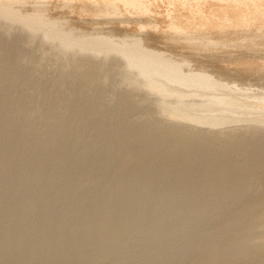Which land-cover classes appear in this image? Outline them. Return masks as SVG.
<instances>
[{"label":"bare ground","instance_id":"6f19581e","mask_svg":"<svg viewBox=\"0 0 264 264\" xmlns=\"http://www.w3.org/2000/svg\"><path fill=\"white\" fill-rule=\"evenodd\" d=\"M122 2L127 5V7L125 6L126 8L129 6V8L136 10L140 1L122 0ZM16 3V1L12 0H0V236L1 233L8 229H13L16 225H20L21 231L29 233L28 236H33V230L30 234V230L25 229V227L34 223L39 227H37L38 232H41L42 236L45 234V238L48 236L49 241L50 238L54 239L63 231L65 239L59 248L60 252L58 254L60 255L61 251H66L67 243L70 241L69 237L72 239H78L79 237L90 238L89 244L93 242L94 245H98V241L102 239L101 237L105 240L102 241L103 243L117 239L115 231H122L124 234L129 233L128 225L123 220L128 206L130 208L134 206L139 208L141 204H145L147 201L153 205V208H146V210L137 215L138 218L152 215L155 212L157 214V210H168L167 207L171 211V208L174 209L175 207L176 209V206H180V204H190L192 212H179L177 214L170 212L168 220L185 224L187 218L191 216L200 225L202 223L201 215L205 216L208 211L207 214L213 216L211 212L215 210L214 206L216 207L218 205L217 201H219L216 195L222 192L221 186L218 187V185L207 182L208 179L213 180V178H217L214 177L216 174L218 177L221 175L222 177L220 178L224 177L227 181L226 186H229L228 182L232 176H227L229 172L227 170H231V166H233L232 170H236L239 167L240 171L235 176L242 179L244 177L250 178L247 171L250 168H254V166L259 167V169L264 168L262 166L264 164V155L258 161L255 159L258 157L256 149L258 150L264 142V129L261 127L264 125H261V123L259 125H261L260 127L263 130H260L261 128H258V125L257 129L254 128L255 130L250 137L244 138L242 135L244 140H241L242 138L235 140V136L233 139L232 137H225V140H220L215 139L213 137L215 135L212 134L213 139L208 135L207 138L209 139L206 138L207 141L203 140V137L189 138L187 137V132L182 129L179 132H173L171 129L174 128L168 127V123L160 127L153 125V121L156 119L161 120L160 117H163L166 112L172 113L173 111L175 114L177 113V116L180 115L183 118L185 116L191 117L187 112L183 114L180 106L184 110L182 103H186L191 97H195L191 96L192 93H182L180 95L168 92L164 85H157L154 82L155 79H161L166 85L202 89H213L216 84L215 81H212L206 75L192 71L185 60H171L161 54L151 53L142 48L139 39L118 40L113 36L104 35L103 32V35L97 34L99 31L95 32V34L75 31L63 21L50 20L46 14L44 1L36 2L37 5H34L35 10L31 14L22 12V5ZM103 30L104 28L100 29V31ZM192 44L198 45L195 41H192ZM235 88L233 86L234 90ZM236 89L239 90L238 88ZM188 90L192 91V89ZM243 92L245 91L243 90ZM246 92L245 94H249V92ZM262 98L264 99V93ZM203 100L205 101H201L199 108L225 113L226 108L222 106L223 100ZM172 102H174L173 106L170 105ZM62 118H66L68 122L70 121V123L64 124L69 125L60 126ZM234 120L230 117H217L205 120V124L207 122L208 124L206 125L210 124L209 126L214 129L216 127L219 128L220 125L223 127L228 123H233ZM63 121L65 122V120ZM189 121L194 123L201 122L202 124L204 119H191ZM215 133L217 134V131ZM196 135L193 134V137ZM203 136L205 135L203 134ZM219 136L221 137V134ZM159 137H164L161 144L163 146L159 148H162L161 151L164 150L163 154L165 156L169 155L170 158L167 159L163 155H159L154 161L149 158V163H154L158 165L157 167L160 166L157 170L163 168L161 171L163 179H158L160 176L158 175L155 176L158 177L156 178L157 180L155 179L145 185L147 183L144 184V182H138V180H143L144 177L146 179L147 172L142 167L136 169V165L139 163H136V161L146 153H150L152 157V151L149 149L147 152L146 148ZM192 144L194 148L190 147ZM171 145L172 147L169 150ZM236 149L239 151L235 152ZM168 151L169 153H166ZM246 152L250 154L248 155L251 156L250 158L247 157L248 153ZM122 154L123 158H121ZM242 154L246 155L245 157L248 159H244V163L239 165L243 157L240 158ZM195 158L199 163L193 161ZM143 159L141 160L142 162ZM150 159L153 162H150ZM181 161L183 163L187 162L189 167L181 170V173L175 177L172 175L173 172L170 173L173 168L171 169L169 165H176ZM203 161L206 162L204 163ZM145 164L148 166L147 163ZM191 164L192 167H190ZM198 164H203L205 166L204 170L202 169L203 166L200 167L202 170L197 168ZM218 167L221 170L223 169L222 172ZM235 167L237 168L235 169ZM166 170L167 174L164 175ZM217 170L220 172H217ZM253 171L255 170L253 169ZM154 174L156 173L153 172ZM152 177L150 176L149 178L151 179ZM220 178H218V181L221 180ZM136 181L140 184L139 186L137 185L139 188L143 186L142 191L135 193V198L133 197L134 195L131 196L134 201L128 204L124 202V197L133 192L132 187L136 186ZM214 181L216 182V180ZM218 184L220 185V183ZM242 185H245L242 181H236L231 187H227L229 189L224 187L222 190L228 191L230 196H233L232 190L238 189V193L236 192L238 195H235L239 199L237 198L236 201H242L245 190V188L242 190ZM203 189L207 190V193L205 192L206 195L201 194L204 191ZM225 191L224 195L226 196L229 193L225 194ZM162 196L166 197L167 201H160ZM203 196L209 197L205 199ZM121 197L123 199H120ZM225 198L226 201H234L232 197L226 196ZM66 199H77V203H75L76 210L80 213V216L81 214L84 216V219L91 218L96 211L104 213L106 216L113 213L115 218L103 215L101 220H98V224L92 228L91 236L85 235V233L82 235L83 233L80 234V231L79 233L72 229V225H70L71 219H69L71 215L70 217H63L65 214L61 212L60 208L66 206V204L63 205ZM244 199L246 200V198ZM263 200V197L262 200L260 198V201ZM225 203L227 204L228 202ZM219 205L221 206L222 204L219 203ZM257 206H255V209L253 207V210H250L251 208L249 207L248 211H243L246 215L248 212V215H243L242 219L239 218L240 220L237 218L239 222L231 223V226L226 225L230 227H228V231L223 232L222 236H218V238L215 237V241H213L214 238H205V240L199 241L195 236L200 242V244L196 242L198 243V248H205L203 253H201V259L209 262L211 260L209 258L211 252L209 251L215 249L214 251L217 254L215 256L222 260L218 259V263L216 261L215 264H264V246L262 244V246H255L254 243L251 244L250 242L252 241L250 240L251 237H257L258 226L264 220V201L262 205ZM15 207L18 211L15 216L10 217L11 208ZM12 210L15 211L16 209ZM33 211L37 214L35 216L36 219L35 217L30 218L29 214ZM74 213L76 212L74 211ZM62 214L64 215L62 216ZM121 218H123V222L120 220L122 226L119 227L115 223ZM41 221L44 222L42 226L39 225ZM72 223L74 226L75 222ZM229 223V221L226 222V224ZM197 224L194 223L193 225ZM116 225L119 227L118 229H115ZM180 226L182 227L183 225ZM174 232L183 233L180 229L179 231L174 230ZM195 233L199 234L198 232ZM155 234L157 235V232ZM26 238H23L18 233V236L13 237L11 241L6 239L10 243L9 245L4 243L5 246L3 248L8 247L7 249L4 248V251L0 253L1 258L3 254L8 252L11 242L16 239L19 252H23L25 250L23 242H26L23 239ZM30 239L31 237L28 241ZM46 239L43 242L47 241ZM33 243L35 248H39V245L42 244L39 242L38 245H35L34 241ZM71 247L74 246L72 245ZM42 251H39L40 255H42ZM44 254L47 253L43 252V258L51 255V253L46 256ZM59 255L55 257L57 258ZM215 256L213 258H216ZM20 257L17 256V260ZM43 258L41 259L42 261L48 260V258L49 260L52 259L48 257L43 260ZM59 258L61 257L59 256ZM76 259L75 262L77 261ZM53 262L55 263L54 260Z\"/></svg>","mask_w":264,"mask_h":264},{"label":"rangeland","instance_id":"374dc122","mask_svg":"<svg viewBox=\"0 0 264 264\" xmlns=\"http://www.w3.org/2000/svg\"><path fill=\"white\" fill-rule=\"evenodd\" d=\"M12 1H16L17 2L16 4L18 5L20 3L22 5L21 7L22 12L26 14H29V13L31 14L35 10L34 5L36 6L37 3L44 1L46 4V14L50 20L63 21L70 28L78 32H85V33L91 32L95 34V32L97 33L99 31V33L97 34H102L103 32L104 35L113 36L117 38L118 40L119 39L120 40L121 39H129V40L139 39L143 49L151 53L161 54L171 60H185L186 62H188L190 66L189 68L192 71H195L198 74L206 75L212 81H215L216 84L213 89H202L198 87H184L180 85H172V86L169 84L166 85V83L163 82L161 79H155L154 82L157 85H161V86L164 85V87L166 88L168 92H171L174 94H180V95L182 93H188V94L192 93V95L191 94L190 95L195 96V97H191V99H189L188 102L182 103V105H184V110H182L183 107L180 106L182 113L184 114V112H187L191 117L185 116V118H183L180 115L177 116L176 115L177 113L175 114V112L172 111L173 116H174L173 117L172 113L166 112L164 113L163 117H160L161 120L156 119L155 121H153L154 122L153 125H155L156 127H160L161 125L162 126L167 125L168 123L169 124L168 127L174 128V129H171L173 132L174 131L179 132V130L182 129V130H185V132H187L186 134H187V137L189 138L194 139L196 137H203L204 138L203 140L207 141L206 138L208 135L212 139L213 137L215 139H220V140H225L224 139L225 137H228V138L232 137L233 139L235 136L236 137L234 138L235 140H240V138H242L241 140H244V138L250 137L252 132L255 129H257L256 127L260 123L261 125H264L262 124L264 123V99L262 98V94L264 93V0H139L140 1L139 7H137L138 9L136 8V10L134 8L131 9V7L129 8V6H128L129 9L126 8L127 5L126 4L124 5V2H122L123 3L122 4L121 3L122 0L121 1L119 0H42V1L41 0L40 1L39 0H12ZM98 28H100L101 30L104 28V30L100 31V29ZM191 40L197 42L198 45L195 46L194 44H192ZM232 85L238 88L240 91L237 90L236 88L234 90ZM188 89H192V91ZM243 90L245 92L247 90H250L251 93L250 91H247L249 92V94L247 92H246L247 94H245ZM203 99L223 100L222 106L226 108L225 113H222L221 111H215L212 109L208 110V109L199 108L201 101H205ZM173 104L174 102H172L170 105L173 106ZM217 117H230L235 120L233 121V123L231 122L226 125L223 124L224 125L223 127L222 125H220L221 127L219 126V128L216 127L214 129L213 127L209 126L210 124L206 125L208 124L207 122L205 124V120H210V118H217ZM191 119L193 120L204 119V121L202 124H201L202 120H200L201 122H195L196 123L195 124L194 122L189 121ZM61 120L62 121L60 122V126L65 127L69 125V124L64 125L65 123L68 122L66 118H62ZM63 120H65V122ZM62 123L64 126L62 125ZM68 123H70V121ZM261 125H259L258 128L262 127L264 129V126H261ZM262 128L260 130H263ZM216 131L218 135L215 133ZM193 134H197V135L193 137ZM203 134L206 137L203 136ZM212 134L215 136H213ZM220 134H221V137L219 136ZM242 135L244 138L242 137ZM163 140H164V137H159L158 139L154 140V143L152 142V144H150V146H152L151 148L150 146L146 148L147 152L149 149L152 151L151 153L152 157L150 156V153H146L145 155L147 156V158L145 155H143L145 158L141 156L139 160L136 161V163L139 162L137 163L138 166L136 165V169H139L140 167H142L143 170L147 172L146 179L144 177L143 180L142 179L138 180V182H142V183L144 182V184L147 183L145 185H148L149 182L151 183L153 180L158 178V177H155L158 175H160L158 179L160 180L163 179V177H161L163 174L161 172L163 169L162 168L163 166L161 167L162 168L161 170H157L160 166L157 167L158 165H155L154 163L153 164L149 163V158H152L154 161V159L156 157L158 158L159 155H163V157L165 156L163 154L164 150L161 151L162 148H159L163 146L161 145L163 143ZM154 146L156 147L154 148ZM192 146L193 144L190 147L194 148V146L193 147ZM261 146L259 147L258 150L256 149V151H258V157L255 158L256 161L260 160L261 156L264 155V148H263L264 142L262 143ZM171 147L172 145L170 146L169 150L171 149ZM237 151L239 150L236 149L235 152ZM166 153H169V151ZM243 154L240 156V158L243 156L242 157L243 159L241 158V161H240L241 164L239 165H242V163H244L243 161L244 159H248L251 157V156H248L250 155L249 153L247 154L248 158H246L245 157L246 155L244 156ZM123 157L124 156L122 154L121 158ZM165 157H167V159L170 158L169 155L168 156L166 155ZM196 158L193 161L199 163L198 161H196L198 158L197 159ZM142 159H143V162L141 161ZM152 159H150V162L152 161ZM144 161L145 163L148 164V166L144 163ZM203 162L205 163L206 161H203ZM178 164H180V166H178ZM178 164L169 165L171 166L170 167L171 169L173 168L170 173L173 172L172 175L175 177H177L181 173V170H185L187 169V167H189L188 166L189 164L187 162L183 163L181 161L180 163L178 162ZM203 164H198L197 168H199L200 170L202 169L204 170L205 166H203ZM154 166L156 167L155 169H154ZM182 166H183V169H182ZM262 166L264 167V164H262ZM190 167H192V164L190 165ZM200 167H202V169ZM232 167L233 166L230 167L231 170H232ZM236 168L237 167H235V169ZM238 168L236 170H232L234 172H232L230 169L227 170V172L229 171L227 176H232L233 178V179L230 178L231 180L229 179V182L230 181L231 182L230 183L228 182V185L231 187V185L234 182L242 181L243 184H245V185H242L243 186L242 190H244L243 188H245L246 190V191L244 190V198H246V200L243 198L244 201L243 200L236 201V199L238 198L237 196L238 189L236 188L233 190L231 189L233 191L232 193L233 196H230V193L228 191H225L224 189L222 190V188L224 187L227 188L229 186H226L227 181L224 179V177L220 178L222 176L220 175L218 177L216 174V176H214L215 178L217 177L216 179L214 178L213 180L208 179L209 181L207 180V182H211L212 184L218 185V187L221 186V191L223 193L221 192V193H218L217 195L216 194L214 195H216V197L219 199V201H217L218 202L217 204L219 205V203H221L222 205L221 206L217 205L216 207L214 206L215 210L211 212L213 213L212 214L213 216H211V214H207L208 211L207 213H205V216L200 214L201 215L200 217L202 220V223L200 225H198L195 221V218L191 216L187 218V221H185V224H179L177 221L171 222L168 220L169 215L171 213L177 214L179 212H189V211L192 212V208H191L192 206L190 204H182V205L180 204V206H176L177 207L176 209L174 207L175 210L171 208L172 209L171 211H169V207H167L168 210H165V209L164 211L157 210L159 212V213L157 212V214L155 212V213H152V215L142 216V218L140 217L138 218L137 215L142 213L143 210H146V208H153V205H151L150 202L145 201L146 203L141 204L139 208H137L136 206H134L133 208H130L128 206L127 211L125 212L126 218L124 217V219L121 218L119 219V221L118 220L116 221L115 224H117L120 227L122 226L120 224V220L121 221L122 219L125 220L126 222L124 223H127L128 230H130L129 233L127 232L125 234L122 231L121 232L115 231L116 232L115 235H117L116 238L118 239V241H116L117 239L113 241L109 240L105 242L106 243L105 244L102 242V241H105L104 238L101 237L102 239L98 241V245L100 243V245L98 246L97 244L94 245L93 242L89 244L91 241L90 238L79 237L78 239L76 238L72 239L71 237H69L68 239H70V241H68L69 243H67V248L65 249L66 251L64 250H63L64 252L61 251L60 255L58 254L60 252L59 248L63 244L64 239H65L64 238L65 235H63V231H61L62 229L60 230L61 234L59 233V235H57L54 239L50 238V241L52 240L50 242L48 236H47L48 238L46 237L47 238L46 239L44 237L46 236L45 234L44 236H42L43 234H41V232L40 233L38 232L39 227L36 226L37 224L34 223L35 225L31 224L30 226L26 225L25 227V229L30 230V234L33 230L36 237L34 236V234L33 236L32 235L28 236L29 233L27 234L25 233L26 231H23V230L22 232L20 230L21 229L20 225L18 226L16 225L17 228L16 226H14L13 229L11 228V230L8 229L7 231H4L3 233H1L2 237L1 236L0 237L2 239L0 238L1 240L0 241V253L4 251V248L7 249L8 246L4 248L3 246L9 245L10 243L9 241H11L13 237L18 236V233L21 234L23 238L27 237L26 239H23V240H26V242L25 241L23 242V246L25 250L23 252H19L17 248L18 246L17 239L13 240L12 241L13 243L11 242V245L8 248L11 252L8 250V252L6 253L8 255L3 254L2 258L0 255V259H1L0 264H36V263L37 264H45V263L46 264H67L68 262H69L68 264H71L72 262L74 264H82V263L86 264V262L87 264H164V263L165 264H200V263L201 264H215V262L218 259L220 260V258L216 257L217 254L214 251L215 249H211V251H209L211 252L209 254L210 255L209 258L211 260L209 261L208 259L209 262H206L207 260L203 261L201 259L202 258L201 253H203V250H205V248L203 247H202L203 249L198 248V245H197L198 243L196 242H199L200 240H203V239L205 240V238H211V239L214 238L213 241H215V239L218 238V236H222L223 232L228 231V229L230 228L229 226L239 222L237 218L242 219L243 215L247 216L248 215L247 211L249 207L251 208L250 210H253L255 209V206L258 207L257 205H260V204L262 205L264 201V200L260 201V198L261 200H262V197L264 199V176H263L264 171H262L263 173L261 172V170H263L264 168H260L261 169L260 170L259 167L257 168L256 166H254V168H250L249 170H247L249 172L248 176H250V178L248 177V179L245 177L244 179L237 178V176H235L238 173V171H240V169ZM218 169L221 170L219 167ZM253 169L256 172L253 171ZM252 171L253 173L251 174ZM153 172L156 174L153 175ZM166 172L167 170L164 172V175L167 174ZM217 172H220V171L217 170ZM150 176L151 177L153 176V177L150 179L149 178ZM218 178L221 179V180L219 179L221 182L218 181ZM214 180H216V182ZM224 181H226L225 182L226 184L224 183ZM253 181L254 182L256 181V182L254 183ZM218 183H220V185ZM135 185L139 186L140 184L137 183L136 181ZM136 186L132 187L133 192L127 195L129 197L127 196L124 197V202L131 204L134 201L133 197L135 198V195H136L135 193L142 191L143 186L142 187L140 186V188ZM203 190L204 191L201 193L203 195L204 194L206 195L207 190L209 191L208 188L207 190L206 189H203ZM224 191H225V194L229 193L228 194L229 196L226 195L227 197H230V198L232 197L234 199L233 202L231 200L230 201L225 200L227 198H225L226 196L224 195ZM162 197L160 201L162 202L167 201L166 197L164 198ZM208 197L209 196H206V197L203 196V198L205 199H208ZM256 197H258L257 201H256ZM120 199H123V198L121 197ZM162 199H165V200H162ZM69 200L66 199V202H63V205L66 204V206H63V208L61 207L62 209L60 208L61 212L65 214V215L62 214V216L64 215L63 217L65 218L66 216L70 217L71 215L69 219H71L70 225H72V229L74 231H78V232L80 231L81 233L80 232L79 233L80 234L83 233L82 235H84L85 233V235L91 236L92 228L98 224V220L100 221L103 215L105 217L115 218L113 213L106 216L104 213L102 214L101 212L96 211L93 213L95 215H93L91 218L89 217V218L84 219L83 218L84 216H82V214L80 216V213L76 210L75 203H77L76 202L77 199L76 200L69 199ZM225 202H228L229 205L228 203L226 204ZM253 202L255 203V205ZM257 203H260V204H257ZM143 205L145 206L142 207ZM217 207L218 209L220 207L219 209L220 211L216 209ZM224 208L225 209L227 208V209L225 210ZM12 209L14 210L16 209V210L13 211ZM216 210H218L219 212ZM245 210H247L246 211L247 215L244 214L243 212ZM17 211L18 210L16 207L11 208V211L9 213L10 217L15 216ZM74 211L76 213H74ZM30 213L31 214L29 215L31 219L37 215L35 211L30 212ZM214 213L216 214L215 216H214ZM9 214L7 212L8 217H9ZM11 214H14V215H11ZM209 215L211 216V218ZM237 215L239 216L235 217ZM200 217L198 216V218ZM230 218H233V219H230ZM62 221H65V220H62ZM228 221L230 223L226 224V222ZM263 221L260 222L258 226L259 227L258 233H256L257 237L253 236L255 238L253 237H251L252 239L250 238V240L253 241V242L250 241L251 244L254 243L255 246L257 245L260 246L261 244L264 246V222ZM72 222H75L74 226ZM43 223L44 222L41 221L39 225L42 226L44 225ZM194 223L197 224L198 226L193 225ZM117 225L115 226V229L119 228ZM180 225H183L182 226L183 228ZM226 225H229L228 226L229 228ZM179 229L180 231L182 230L183 233L181 232L180 234L178 232H174V230L179 231ZM140 232H143V233H140ZM156 232L159 237L155 234ZM195 232H198L199 234ZM181 235H184V236H181ZM190 236L191 238H189ZM195 236L197 237L199 241L195 238ZM30 237L31 239L30 241H28ZM232 237L235 238L234 236ZM6 239H8L9 241ZM45 239L47 241L43 242ZM33 241L35 242V245L36 244L38 245L39 242L40 243L43 242V243L39 245V248L38 247L35 248ZM69 244L71 246L73 245L74 247H71ZM138 245L140 246V248H138L139 247ZM132 246H134L133 249H132ZM170 246L173 249H171ZM177 247L179 248L177 249ZM185 247L190 248V249H186ZM167 248H169L170 250ZM35 249L37 252L35 251ZM39 251L40 252L42 251L41 253L42 255H43V252L47 254L51 253V255L49 256H46L47 254H44L46 258L48 257L52 258V256L55 257L57 255H59L61 258H59L58 256L57 258L55 257L56 259L55 260L53 257L52 259L55 261L54 263L52 259L51 261L49 260V258L48 260L46 258H43L42 255H40ZM226 251L228 252V250ZM20 253L21 254L23 253V254L21 255ZM54 253H56L57 255L56 254L54 255ZM16 255L18 257L20 256L22 257H20L17 260ZM71 255L73 256L71 257ZM214 256L216 258H213ZM42 258L43 260L46 259L47 261L46 260H45L46 262L42 261L41 260ZM73 258L75 259L77 258L76 259L77 261L75 262V259ZM2 259H5V260H2ZM84 260L85 262H83ZM216 263H218V261Z\"/></svg>","mask_w":264,"mask_h":264}]
</instances>
